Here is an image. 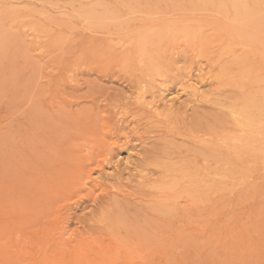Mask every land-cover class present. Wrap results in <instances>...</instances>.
I'll return each instance as SVG.
<instances>
[{"label":"rangeland","instance_id":"obj_1","mask_svg":"<svg viewBox=\"0 0 264 264\" xmlns=\"http://www.w3.org/2000/svg\"><path fill=\"white\" fill-rule=\"evenodd\" d=\"M263 22L0 0V264H264V131L233 113L264 97Z\"/></svg>","mask_w":264,"mask_h":264},{"label":"bare ground","instance_id":"obj_2","mask_svg":"<svg viewBox=\"0 0 264 264\" xmlns=\"http://www.w3.org/2000/svg\"><path fill=\"white\" fill-rule=\"evenodd\" d=\"M170 1V0H169ZM172 2V1H171ZM238 2V1H237ZM198 5V4H197ZM213 8V7H212ZM246 8V7H245ZM257 16V15H256ZM250 18V16H248ZM253 17V16H252ZM239 19V18H238ZM248 18H246L247 20ZM243 22V20H241ZM239 23V22H238ZM246 24V22H244ZM254 23V22H253ZM264 23V22H263ZM240 24H242L240 22ZM258 24V23H257ZM262 25V23L260 22ZM254 25V24H253ZM263 27V26H262ZM264 30V28H263ZM149 69V67H147ZM195 91V88L193 89ZM259 100V99H258ZM172 100L169 101V95L168 100L165 101L163 104L167 107H169V104L171 105ZM236 115H241L244 119L245 125L249 126H258L264 131V97L259 100L258 102L251 100L250 102H246L245 104H240L235 107V110L233 111ZM244 133V132H243ZM247 135V134H246ZM209 138V137H208ZM188 139V138H187ZM226 141V140H225ZM211 144V143H209ZM238 155V154H237ZM236 156V155H235ZM208 158V157H207ZM206 162V161H205ZM207 163V162H206ZM208 165V164H207ZM251 165V164H249ZM219 167V166H218ZM251 167V166H250ZM203 168V166H202ZM225 168V167H224ZM255 168V166H254ZM221 169V168H220ZM187 172V171H186ZM199 172V171H198ZM205 173V172H204ZM173 175V173H172ZM243 175V174H242ZM224 176V175H223ZM174 179V178H173ZM224 179V178H223ZM227 179V178H226ZM174 187V186H173ZM213 188V187H212ZM187 196V195H186ZM149 201V200H148ZM176 203V202H175ZM211 203V202H210ZM176 212V211H175ZM180 239V238H179ZM111 259V258H110Z\"/></svg>","mask_w":264,"mask_h":264}]
</instances>
